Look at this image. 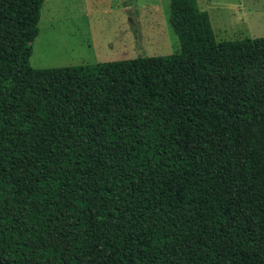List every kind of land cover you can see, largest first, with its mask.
<instances>
[{
	"label": "trees",
	"instance_id": "1",
	"mask_svg": "<svg viewBox=\"0 0 264 264\" xmlns=\"http://www.w3.org/2000/svg\"><path fill=\"white\" fill-rule=\"evenodd\" d=\"M45 0H0V264H264V36L33 68Z\"/></svg>",
	"mask_w": 264,
	"mask_h": 264
},
{
	"label": "rangeland",
	"instance_id": "2",
	"mask_svg": "<svg viewBox=\"0 0 264 264\" xmlns=\"http://www.w3.org/2000/svg\"><path fill=\"white\" fill-rule=\"evenodd\" d=\"M216 39L264 36V0H196ZM32 42L33 68L169 55L179 41L169 0H45Z\"/></svg>",
	"mask_w": 264,
	"mask_h": 264
}]
</instances>
